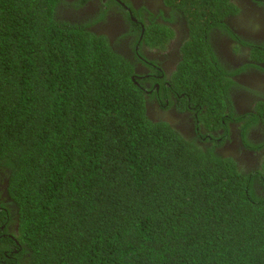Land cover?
<instances>
[{"label": "trees", "instance_id": "trees-1", "mask_svg": "<svg viewBox=\"0 0 264 264\" xmlns=\"http://www.w3.org/2000/svg\"><path fill=\"white\" fill-rule=\"evenodd\" d=\"M62 3L0 0V171L16 205L0 226L17 229L2 264H264V160L245 166L152 122L132 65ZM185 53L216 85L209 52ZM222 84L226 102L234 82ZM192 94L203 128H222L216 91ZM256 112L260 132L263 100Z\"/></svg>", "mask_w": 264, "mask_h": 264}, {"label": "flooded vegetation", "instance_id": "flooded-vegetation-1", "mask_svg": "<svg viewBox=\"0 0 264 264\" xmlns=\"http://www.w3.org/2000/svg\"><path fill=\"white\" fill-rule=\"evenodd\" d=\"M59 10L66 20L90 21V29L105 34L132 65L131 82L145 93L146 115L152 122L162 119L184 137L202 141L205 148H214L245 166L262 167L264 125L259 126L260 132L256 130L250 125V115L257 114V101H264V96L253 92L264 93V63L254 53V46H264V0H63ZM201 34L207 42L199 40ZM199 48L209 52L213 66L219 63L222 67L217 74L210 71L216 75L213 87L207 85L211 75L206 65L193 69L190 53H185ZM225 76L234 84L222 102ZM197 90L216 91L217 103L225 105L223 127L218 131H208L200 124L198 114L208 111L193 100L192 92ZM5 178L0 171L1 212L13 214L16 205L8 199ZM1 225L0 239L13 240L17 229L9 225L5 231L6 224Z\"/></svg>", "mask_w": 264, "mask_h": 264}, {"label": "bare ground", "instance_id": "bare-ground-1", "mask_svg": "<svg viewBox=\"0 0 264 264\" xmlns=\"http://www.w3.org/2000/svg\"><path fill=\"white\" fill-rule=\"evenodd\" d=\"M71 22H72V21H71ZM13 240L15 241L16 239L14 238ZM2 262H3V261L0 259V264H2Z\"/></svg>", "mask_w": 264, "mask_h": 264}, {"label": "rangeland", "instance_id": "rangeland-1", "mask_svg": "<svg viewBox=\"0 0 264 264\" xmlns=\"http://www.w3.org/2000/svg\"><path fill=\"white\" fill-rule=\"evenodd\" d=\"M149 119H151V120H152V118H151V117H149Z\"/></svg>", "mask_w": 264, "mask_h": 264}]
</instances>
